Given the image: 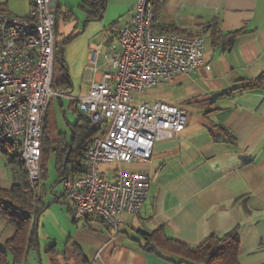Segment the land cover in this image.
<instances>
[{
  "label": "crops",
  "instance_id": "obj_1",
  "mask_svg": "<svg viewBox=\"0 0 264 264\" xmlns=\"http://www.w3.org/2000/svg\"><path fill=\"white\" fill-rule=\"evenodd\" d=\"M59 1L57 21L65 22L63 50L77 35L67 36L66 23L75 13ZM115 1L127 11L124 22L134 13L137 0ZM82 9L87 11L89 6ZM98 17L88 16L85 22ZM160 23L205 37L203 66L159 83L142 97L183 109L186 127L176 138L157 142L151 161L126 166L150 175V197L139 213L121 215L118 233L106 223L87 228L73 221L67 207L60 216V238L49 236L47 241L53 244L46 252L63 259L59 264H194L149 241L147 235L161 229L168 239L196 247L238 226L240 264H264V0H167ZM212 26L223 35L242 33L231 48H223L213 44ZM104 34L91 41L90 54L100 47ZM109 42L114 43V38ZM85 72L89 87L93 77L86 66ZM66 77L72 83L69 74ZM250 81L257 85L242 89ZM235 87L241 89L231 91ZM64 97L53 98L64 107ZM52 100L44 118L48 132ZM58 133L49 139L55 141ZM13 183L4 154L0 189L8 190ZM63 195L64 189L56 201L66 204ZM14 234L15 227L0 218V246ZM61 238L63 250L58 248Z\"/></svg>",
  "mask_w": 264,
  "mask_h": 264
},
{
  "label": "built area",
  "instance_id": "obj_2",
  "mask_svg": "<svg viewBox=\"0 0 264 264\" xmlns=\"http://www.w3.org/2000/svg\"><path fill=\"white\" fill-rule=\"evenodd\" d=\"M56 3L31 0L25 15L0 14V141L14 144L34 191L42 179L45 113L53 97L66 96L53 88ZM109 38L115 42L108 44ZM101 45L107 47L100 64ZM205 46L198 33L155 30L149 0H137L134 13L92 48L88 93L69 97L100 131L83 153V172L63 178L75 222L87 228L106 223L118 233L123 213L142 210L150 197V175L125 166L151 161L157 142L176 138L187 124L183 109L142 97L203 66ZM111 163L119 168H103Z\"/></svg>",
  "mask_w": 264,
  "mask_h": 264
},
{
  "label": "trees",
  "instance_id": "obj_3",
  "mask_svg": "<svg viewBox=\"0 0 264 264\" xmlns=\"http://www.w3.org/2000/svg\"><path fill=\"white\" fill-rule=\"evenodd\" d=\"M166 2L167 0H149V6L153 12V28L170 33L186 32L174 25L160 23V14ZM105 5L106 0H99L98 2L97 0H84L82 8L91 6L87 10L89 12L88 16L98 17L100 13L104 12ZM8 12H10L8 2L0 0V14ZM211 32L214 45L231 48L242 30H235L223 35L215 26H212ZM255 85H257V82L250 81L242 89ZM53 88L63 94H71L72 83L65 76L62 81L54 82ZM238 89L241 88L235 87L231 91L234 92ZM75 103L76 110L80 112L78 103L76 101ZM71 128V139L67 138L66 133L61 132L58 133L55 141H52L49 139L44 122L42 178L44 176L43 156L48 148L54 150L56 154V167L61 179L69 173L79 174L83 172V153L100 131L98 128L93 127L89 120L82 116L81 112L79 119ZM0 150L6 156L14 181L10 189H0V218L15 227V234L6 241L4 246H0V264H25L29 251L38 247V240L36 239L37 220L47 206L43 203L41 196L33 190L28 173L16 153L14 144L0 141ZM147 239L194 264H240L238 226L223 235H212L196 247L168 239L161 229L148 234ZM53 250V247L49 249L50 252Z\"/></svg>",
  "mask_w": 264,
  "mask_h": 264
},
{
  "label": "rangeland",
  "instance_id": "obj_4",
  "mask_svg": "<svg viewBox=\"0 0 264 264\" xmlns=\"http://www.w3.org/2000/svg\"><path fill=\"white\" fill-rule=\"evenodd\" d=\"M6 1L8 2L9 11L15 15H25L31 9V0ZM81 2L82 0L59 1L62 7L66 6L75 13V18L66 23L67 36L73 34L77 36L64 46L62 50L61 42L64 37L65 22L63 18H59L57 21L59 29L55 33L56 51L58 50L56 56H58L59 59L58 62L56 59L55 63L54 82H60L64 79L66 74H69L74 88L71 94L63 98L64 107H61L56 99L53 98L52 100V102L54 101V107L50 109L49 115L47 116L49 124L48 136L51 138L55 137L57 132H66L69 139H71L72 128L68 124L76 122L80 116V112L76 110L75 101L71 100L69 97L83 96L88 93L85 66L90 54L89 45L92 40L98 41V37L102 33L118 30L124 20V14H127L125 7L118 4L115 0H110L109 4L105 5L104 12L100 13L101 18L98 17L99 19L85 22L88 19L89 12L79 7ZM90 7L91 6H89V8ZM63 13L65 14V12ZM106 47L107 45L105 48ZM0 159H4V154L1 151ZM56 159L54 150L48 148L43 156V161H45L44 176L40 181L36 193L42 197V201L48 204L49 207L38 217L36 225L38 247L31 250L26 258L25 264H59V261H63L58 255L46 252L47 246L53 244L47 241V238L51 235L58 236L61 229L60 216L62 211H66L67 209L66 204L61 201H56L57 196L61 195L64 189L63 182H60L59 172L56 167ZM103 168L113 171L119 168V165L117 163H111ZM58 237L60 238V236ZM63 242L61 238L58 243L59 250H63Z\"/></svg>",
  "mask_w": 264,
  "mask_h": 264
},
{
  "label": "flooded vegetation",
  "instance_id": "obj_5",
  "mask_svg": "<svg viewBox=\"0 0 264 264\" xmlns=\"http://www.w3.org/2000/svg\"><path fill=\"white\" fill-rule=\"evenodd\" d=\"M56 15H57V10H56ZM58 17V16H57Z\"/></svg>",
  "mask_w": 264,
  "mask_h": 264
},
{
  "label": "water",
  "instance_id": "obj_6",
  "mask_svg": "<svg viewBox=\"0 0 264 264\" xmlns=\"http://www.w3.org/2000/svg\"><path fill=\"white\" fill-rule=\"evenodd\" d=\"M100 18H101V16H100ZM60 181H62V179H60Z\"/></svg>",
  "mask_w": 264,
  "mask_h": 264
}]
</instances>
